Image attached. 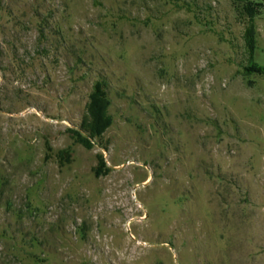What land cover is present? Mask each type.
Here are the masks:
<instances>
[{"label": "rangeland", "instance_id": "obj_1", "mask_svg": "<svg viewBox=\"0 0 264 264\" xmlns=\"http://www.w3.org/2000/svg\"><path fill=\"white\" fill-rule=\"evenodd\" d=\"M247 1L0 0V264H264Z\"/></svg>", "mask_w": 264, "mask_h": 264}, {"label": "trees", "instance_id": "obj_2", "mask_svg": "<svg viewBox=\"0 0 264 264\" xmlns=\"http://www.w3.org/2000/svg\"><path fill=\"white\" fill-rule=\"evenodd\" d=\"M232 1L236 5L243 3L246 14L248 15V27L245 33V42H246L247 49L250 53V56L253 59L254 57V37L256 34V26H255L256 12L253 10V5L249 3L247 0H232ZM258 72L264 73V69H259ZM93 119H94V123L101 122V113L100 114L94 113ZM94 125L96 126V124Z\"/></svg>", "mask_w": 264, "mask_h": 264}]
</instances>
